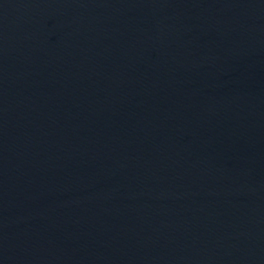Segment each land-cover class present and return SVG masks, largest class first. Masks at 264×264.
<instances>
[{
  "label": "water",
  "instance_id": "water-1",
  "mask_svg": "<svg viewBox=\"0 0 264 264\" xmlns=\"http://www.w3.org/2000/svg\"><path fill=\"white\" fill-rule=\"evenodd\" d=\"M0 264H264V0H0Z\"/></svg>",
  "mask_w": 264,
  "mask_h": 264
}]
</instances>
